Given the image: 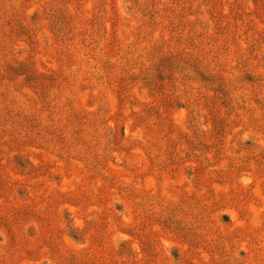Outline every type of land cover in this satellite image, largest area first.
Here are the masks:
<instances>
[{
  "label": "rangeland",
  "instance_id": "374dc122",
  "mask_svg": "<svg viewBox=\"0 0 264 264\" xmlns=\"http://www.w3.org/2000/svg\"><path fill=\"white\" fill-rule=\"evenodd\" d=\"M0 264H264V0H0Z\"/></svg>",
  "mask_w": 264,
  "mask_h": 264
}]
</instances>
